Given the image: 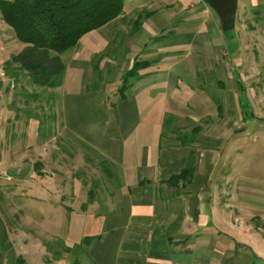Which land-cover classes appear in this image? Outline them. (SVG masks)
<instances>
[{
    "label": "crops",
    "instance_id": "obj_1",
    "mask_svg": "<svg viewBox=\"0 0 264 264\" xmlns=\"http://www.w3.org/2000/svg\"><path fill=\"white\" fill-rule=\"evenodd\" d=\"M123 4L122 14L84 34L65 58L62 54L66 70L56 88L67 136L94 159L113 164L119 178L117 209L101 216L102 231L94 239L98 242L92 240L90 245L93 264H264V223L250 222L249 207L232 210L230 218L222 215L231 230L246 231L244 244L221 231L219 239L209 234L211 218L222 213L210 207L208 183L217 150L210 141L221 137L208 131L212 121L205 129L195 126L194 139L186 145L166 129L172 121L201 122L210 115L181 109L198 96L195 79L205 68L227 79L233 71L217 12L202 0H124ZM139 12L146 15L138 24ZM143 59L154 62L140 69L141 75L121 97L120 88L111 89L112 82L123 78L134 60ZM108 102H117V108ZM241 121L233 117L232 124ZM190 162V177L173 179ZM8 172L12 176L6 178L17 175L20 184L31 175L24 167H9ZM33 175L51 178L57 189L62 186L44 171ZM3 196L0 264H15L17 256L28 259L23 245H15L12 232L24 236L25 242L31 234L18 226ZM262 205L259 208L264 209V201ZM249 238L260 241L257 249L246 245ZM41 242L36 240L35 246L47 251Z\"/></svg>",
    "mask_w": 264,
    "mask_h": 264
},
{
    "label": "rangeland",
    "instance_id": "obj_2",
    "mask_svg": "<svg viewBox=\"0 0 264 264\" xmlns=\"http://www.w3.org/2000/svg\"><path fill=\"white\" fill-rule=\"evenodd\" d=\"M236 13L235 27L228 31L223 30V40L229 49L227 52L232 55L233 73L228 75L229 81L224 77L225 74L220 72V76L215 69L212 71L205 68L200 77L195 79L198 96L196 94L192 101L184 102L181 106L188 113L196 110L200 115L213 114L201 122L172 121L166 129L186 138L191 137L195 126L205 129L208 122L212 121V125H208V131L221 137L218 141L208 139L212 142L210 145L217 148L212 156L215 169L208 183L210 207L213 212L222 213L217 219L211 218L209 234L214 239H219L218 233L221 231L244 244L246 231L231 230L224 223L227 220L222 215L227 214V218H230L232 210L241 212L243 208L249 207L252 212L250 222L259 225L264 223V209L259 208L263 207L264 201V0H239ZM11 33L0 17V77L3 80L0 90V175L4 177L0 181V194L4 195V204L11 208L10 211L20 221L16 219L18 226L31 234L32 238L28 237L25 242L24 236L12 232L15 245H23L28 262L72 264L71 252L62 251L63 257L58 262L52 255L65 246L74 247L86 235L98 237L101 234V216L107 211L117 209L119 178L115 174L114 177L106 175L108 173L104 171L99 160L86 154L79 144L67 136L59 102H56L54 111H50L49 103L45 99L47 90L43 93L44 99L31 102V106L33 109L38 107L40 113L56 115L55 121L46 117L49 124L54 125L55 133L41 138L38 134V121L27 120L24 113L27 105L21 97L15 98L18 90L15 87L5 90L10 79L4 74V62L24 46ZM70 52L71 50L65 52L64 58ZM133 63L126 67L122 77ZM223 67L220 65L221 71ZM122 82L123 78L116 77L111 89L119 91ZM27 88L29 91L40 89L31 85H27ZM108 103L113 109L117 108V102ZM219 104L222 105L220 110ZM15 112L19 114V118H16ZM233 117L236 120L242 119L241 123L233 125ZM205 119L209 121L205 123ZM190 137L187 144L191 143ZM202 145L205 146L206 142ZM9 167H24L25 174L31 175L25 177L24 184L23 180L20 184V178L16 174L14 178H6V175H11L8 172ZM36 170L56 177L62 185L61 189L56 188L51 178L33 175ZM90 191L94 192L91 202ZM243 198L251 199V202L242 201ZM104 233L100 241L104 239ZM38 239L44 243L47 251L35 246ZM246 245L256 248L260 241L249 238ZM92 246H87V255H81L85 264H93L89 254ZM44 253L53 261L49 263Z\"/></svg>",
    "mask_w": 264,
    "mask_h": 264
},
{
    "label": "trees",
    "instance_id": "obj_3",
    "mask_svg": "<svg viewBox=\"0 0 264 264\" xmlns=\"http://www.w3.org/2000/svg\"><path fill=\"white\" fill-rule=\"evenodd\" d=\"M123 3L124 0H0L1 19L7 24L14 38L24 44L20 51L11 54L4 62V74L10 79L5 90L8 91L12 87L18 90L15 93V98L21 97V100L27 105L24 108L27 120L38 121V134L41 138L48 137L49 133H55L54 125L49 124L46 117H51L55 121L56 115L40 113L38 107L32 108L31 102L41 101L43 93L47 90L45 99L49 103L50 111H54L57 102L55 88L63 83L66 70L62 54L75 47L80 38L88 31L103 27L122 14ZM144 15H146L145 12L138 13L135 19L138 24ZM153 62L154 60L147 59L134 61L133 66L123 76V85L120 88L121 97L126 94L131 81L141 75L140 69ZM27 85L40 89L39 91H29ZM50 90L53 92H49ZM218 106L220 110L222 105ZM41 108L43 111L44 107ZM17 110L21 111L19 108ZM15 113L16 118H19V114ZM219 113L221 114L222 111ZM208 121L209 119L205 120V122ZM189 137H180L179 140L186 145ZM190 138L192 142L194 136ZM100 163L104 171L108 173L106 175L115 176L113 164L105 160ZM191 171L193 169L190 162L187 168L173 176V179L188 178ZM89 195V202H91L94 199V192L90 191ZM96 237L95 235H86L74 247L65 246L61 251L56 250L52 255L55 257L53 259L67 251L73 255L72 264H85L81 255L83 253L87 255L88 247ZM85 244L86 247H84ZM53 259L47 257L49 263ZM14 263L33 264L22 256H17Z\"/></svg>",
    "mask_w": 264,
    "mask_h": 264
},
{
    "label": "water",
    "instance_id": "obj_4",
    "mask_svg": "<svg viewBox=\"0 0 264 264\" xmlns=\"http://www.w3.org/2000/svg\"><path fill=\"white\" fill-rule=\"evenodd\" d=\"M213 8L218 14L221 27L224 31L233 29L236 25V15L239 0H202ZM3 80L0 78V90Z\"/></svg>",
    "mask_w": 264,
    "mask_h": 264
}]
</instances>
